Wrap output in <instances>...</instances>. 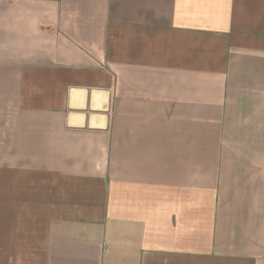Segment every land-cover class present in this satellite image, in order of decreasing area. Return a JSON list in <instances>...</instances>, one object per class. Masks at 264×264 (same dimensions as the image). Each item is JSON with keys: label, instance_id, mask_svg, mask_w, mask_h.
<instances>
[{"label": "crops", "instance_id": "obj_1", "mask_svg": "<svg viewBox=\"0 0 264 264\" xmlns=\"http://www.w3.org/2000/svg\"><path fill=\"white\" fill-rule=\"evenodd\" d=\"M0 264H264V0H0Z\"/></svg>", "mask_w": 264, "mask_h": 264}]
</instances>
